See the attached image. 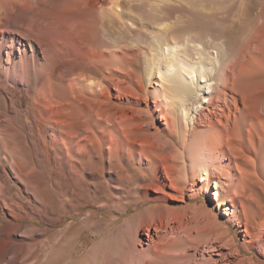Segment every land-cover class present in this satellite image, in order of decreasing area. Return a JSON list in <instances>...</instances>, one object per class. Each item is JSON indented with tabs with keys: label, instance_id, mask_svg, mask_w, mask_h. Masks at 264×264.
<instances>
[{
	"label": "bare ground",
	"instance_id": "1",
	"mask_svg": "<svg viewBox=\"0 0 264 264\" xmlns=\"http://www.w3.org/2000/svg\"><path fill=\"white\" fill-rule=\"evenodd\" d=\"M0 264H264V0H0Z\"/></svg>",
	"mask_w": 264,
	"mask_h": 264
},
{
	"label": "rangeland",
	"instance_id": "2",
	"mask_svg": "<svg viewBox=\"0 0 264 264\" xmlns=\"http://www.w3.org/2000/svg\"><path fill=\"white\" fill-rule=\"evenodd\" d=\"M92 240L89 239L88 242H86L85 246H83V252H85L92 244Z\"/></svg>",
	"mask_w": 264,
	"mask_h": 264
}]
</instances>
